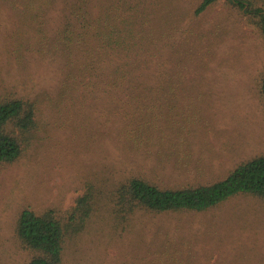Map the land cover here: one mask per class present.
Masks as SVG:
<instances>
[{
    "label": "rangeland",
    "instance_id": "374dc122",
    "mask_svg": "<svg viewBox=\"0 0 264 264\" xmlns=\"http://www.w3.org/2000/svg\"><path fill=\"white\" fill-rule=\"evenodd\" d=\"M69 1H0V94L37 102L41 122L23 157L0 163V264L32 257L15 232L24 210L65 216L90 184L95 215L66 242L62 264H264L260 198L237 196L208 212L139 210L129 222L114 210L116 190L132 178L170 189L210 185L264 155L257 22L227 0L200 15L203 0H112L113 35L127 25L130 41L146 43L130 54L160 59L146 67L157 82L94 87V51L84 70L82 52L71 60L39 33L66 23Z\"/></svg>",
    "mask_w": 264,
    "mask_h": 264
},
{
    "label": "trees",
    "instance_id": "16d2710c",
    "mask_svg": "<svg viewBox=\"0 0 264 264\" xmlns=\"http://www.w3.org/2000/svg\"><path fill=\"white\" fill-rule=\"evenodd\" d=\"M4 3H19L37 8L36 2L48 4L49 0H0ZM112 0H71L72 15L66 16V23L52 31L40 30L41 39L46 46L56 49L63 56L74 57L76 48L84 54L80 62L87 70L96 53L99 66L93 72L94 87L132 88L143 90L140 86L157 81H149L146 67L158 63L157 57L130 54L132 48L146 43L130 41L125 35L124 25L118 36H114L117 24L110 22ZM220 0H203L196 9V15L205 12ZM246 16L254 19L264 37V0H227ZM97 6L94 14L92 5ZM10 5L16 9L22 6ZM39 15V13H38ZM152 43V42H151ZM92 48V50L90 49ZM77 61V60H76ZM93 67L87 72L92 73ZM157 84V83H155ZM151 84L150 94L156 95L159 89ZM142 94V93H140ZM120 98V97H119ZM37 102L0 94V163H15L28 150V139L41 126ZM31 137V136H30ZM114 210L116 216L124 222L137 211L155 213L169 212H208L237 196H254L264 201V155L239 164L226 178L210 185H198L191 188H160L142 178H132L116 190ZM95 191L90 184L80 196L76 205L59 216L50 209L42 214L24 210L16 223V237L32 253L28 264H62L63 252L67 241L81 236L87 231L95 215Z\"/></svg>",
    "mask_w": 264,
    "mask_h": 264
}]
</instances>
